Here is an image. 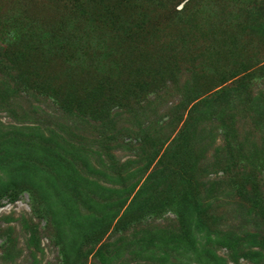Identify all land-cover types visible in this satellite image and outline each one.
I'll use <instances>...</instances> for the list:
<instances>
[{"label":"rangeland","instance_id":"rangeland-1","mask_svg":"<svg viewBox=\"0 0 264 264\" xmlns=\"http://www.w3.org/2000/svg\"><path fill=\"white\" fill-rule=\"evenodd\" d=\"M3 56L0 264H194L169 242L143 240L182 228L198 244L248 233V254L211 243L218 264H261L264 225L243 227L241 215L264 200V170L241 168L237 155L252 148L264 159V97L234 143L223 142L214 114L233 88L258 86L264 96V0H0ZM32 112L40 123L76 116V137L34 129ZM202 113L211 128L199 133L221 169L196 191L200 163L187 138ZM112 118L119 130L105 137L102 121ZM222 174L206 193L208 178ZM195 220L214 221L200 232Z\"/></svg>","mask_w":264,"mask_h":264},{"label":"trees","instance_id":"trees-1","mask_svg":"<svg viewBox=\"0 0 264 264\" xmlns=\"http://www.w3.org/2000/svg\"><path fill=\"white\" fill-rule=\"evenodd\" d=\"M8 63L7 60V56H3L1 57L0 60V66L4 67L6 70L8 67H6V64ZM2 74H5L4 71H2ZM9 77V75H6ZM176 78L179 77V75L175 76ZM181 77V76H180ZM180 81V80H179ZM249 83V82H248ZM180 83L178 82H174V85H179ZM240 90L236 88L231 89L230 91H227L225 93L226 99L229 102V104H227V108L223 111H219V112H215V110H212L209 113H214V118L217 119L219 121V123L223 126L222 128V135L223 137V142L227 143V144H231L235 142V137L234 135L238 134V127L237 125L239 123H244V122H248L247 120H249L251 118V116L254 113V109H253V104L259 100V98H263L264 96H261V88L256 86L255 88H244V90H247L248 93L245 94L246 92H244V90H242V93H238ZM245 95H249L248 96H244ZM16 103V102H15ZM152 107L150 110H153V108L155 107L154 102L152 101L151 103H148L149 106ZM144 108L147 107V104L145 106H143ZM181 107V101L179 102V104L176 106V108H180ZM148 108V107H147ZM149 110V109H147ZM146 113H149L147 112ZM36 114V112H32V118L30 122H33V126L35 127L34 129H37V126L39 127L40 124H44L46 127L47 125L51 124V125H55L57 129V132H52L51 136L54 137H59L61 138V134L62 133H67L68 136H74L76 137V132L78 130V128H75L76 126L79 125V121L77 120H73L74 118H72V120L70 122L64 121V122H58V118H61L60 116L55 117L54 115H48V118L46 120H48L46 123H40L38 116L34 115ZM212 115V114H211ZM210 118V114L208 113H202L198 115L197 121L198 122H194L191 125V129L189 128L190 132L187 138V143L190 145L191 149L193 151H195L196 153H198V163H200L199 165L196 166L195 171V179L192 181V185H193V189H195L196 191L199 190V188L201 187V185L199 184V180L203 179V177H206L207 174H210L211 172H216V169H221L219 168L220 166V162L217 159H214L210 162L211 158L209 159L208 156L211 155V151L210 149V144L207 143H203L205 140H208L210 138V136L203 135V133H199L202 132L201 129L203 128H211V121H208ZM50 118V119H49ZM258 121L259 123H261L260 125V130L264 129V111H261L258 113ZM204 120L206 121L204 123ZM115 125V119L112 118L111 120H104L102 121V125L100 127L101 129V133L105 136V137H109L111 135L114 136V134L117 132L118 127ZM218 126V125H217ZM115 129H114V128ZM219 127V126H218ZM17 129H21V128H17ZM232 131L236 132V133H232ZM13 135H17L16 131H12L11 132ZM24 135L18 134V137L16 139L18 140H24ZM168 138V135L166 134H162V140H159V144L158 146L160 147V145H162L166 139ZM105 139V138H103ZM234 139V140H233ZM158 143V142H157ZM157 143L155 145H157ZM154 145V146H155ZM153 146V147H154ZM156 147V146H155ZM252 148H248L247 150H245L243 154H241L240 156L237 155V159L240 163H242L241 168H248L249 166L254 167L255 169H259V171L264 170V159L262 157L258 158V159H252V154L253 152L251 151ZM60 153V152H58ZM217 160V161H215ZM219 162V163H218ZM222 162H224V160H222ZM238 168L240 167V165H237ZM213 170V171H212ZM228 170V168H227ZM213 172V173H214ZM225 172V171H224ZM92 174V173H91ZM209 182H206L207 188H206V193L208 192V190H211V188L213 187L214 184L218 185L221 182H224V180L227 179V177L225 176V174H222V176H218L215 175L212 178H208ZM9 180V179H8ZM73 180H70V184H74L72 183ZM10 184V182L8 183ZM226 187V186H225ZM224 187V188H225ZM187 189V188H186ZM130 190L124 189L122 194L119 195L118 197H123L126 193H128ZM185 188H183V190L181 189V198L182 199H186L185 197ZM197 195L199 196V193L197 192ZM200 197V196H199ZM17 197L16 196H12L11 200H15ZM125 199V198H124ZM176 197L172 200L174 201L172 203V211L177 214V210H176V201H175ZM208 199V200H207ZM207 202L214 199L213 195H210L207 198ZM119 200V199H118ZM124 200H119L117 202V204L119 203H123ZM199 203H203L202 199L198 200ZM118 206V205H117ZM255 209H250L249 211H247L246 214H242L241 218L243 219V227H246L247 225H252L253 227H256V225L259 224H263L264 225V200L261 201V203H257L255 206ZM179 221H181L180 223H182V225L185 224L184 219H182L179 216ZM214 220H208L207 222L209 223H205L203 221H199V220H195V224L194 227H197L198 230L200 232L203 231V229L207 228V224L211 225V222H213ZM190 227H192V225H190ZM189 229V228H188ZM188 229H183L182 228V232L185 233V235L179 233V231L176 232V230H174L173 232L175 233V238H169V239H165V236H161L159 238H155L154 237H148V236H144L143 240L150 242V243H162L163 245H166V243H170V247L168 250H173L174 252H177V254L181 255V256H186V257H190L192 259H194V264H218V262L221 260L220 257L216 256L215 250L214 248L211 246V243H221L224 247L228 248L229 253L230 254H234V255H243V254H248V252L246 251L248 249V242L247 240H249L250 238H252V235L248 234V233H235L232 234L230 232H228L221 240H219L218 238H210V235L208 236H204L203 237V242L198 244V241L193 237L191 238L189 235L191 234L190 231ZM207 237V239H206ZM250 241V240H249ZM245 251L242 254H239V252ZM192 255V256H191ZM259 260L261 261V264H264V254L259 258ZM232 262L235 264H237V260H232Z\"/></svg>","mask_w":264,"mask_h":264}]
</instances>
